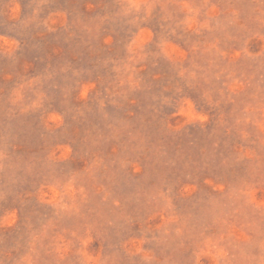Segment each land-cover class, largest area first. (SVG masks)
Wrapping results in <instances>:
<instances>
[{
  "label": "rangeland",
  "instance_id": "374dc122",
  "mask_svg": "<svg viewBox=\"0 0 264 264\" xmlns=\"http://www.w3.org/2000/svg\"><path fill=\"white\" fill-rule=\"evenodd\" d=\"M0 264H264V0H0Z\"/></svg>",
  "mask_w": 264,
  "mask_h": 264
}]
</instances>
